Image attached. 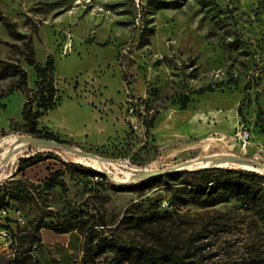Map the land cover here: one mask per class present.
I'll use <instances>...</instances> for the list:
<instances>
[{"label":"rangeland","instance_id":"obj_1","mask_svg":"<svg viewBox=\"0 0 264 264\" xmlns=\"http://www.w3.org/2000/svg\"><path fill=\"white\" fill-rule=\"evenodd\" d=\"M1 16L32 36L38 62L50 54L55 59L58 102L41 126L100 157L22 138V108L35 88V69L12 53L0 18V57L19 59L29 74L28 88L11 93L16 78L0 79V186L22 178L16 174L21 157L56 155L25 171L42 197L34 191L20 202L24 222L18 227L30 230L44 207L60 213L80 208L88 221L68 234L38 230L41 241L30 238L28 257L19 264H131L106 246L111 237L157 250L171 245L203 264H264V218L257 205L232 197L209 206L206 196L173 180L135 186L150 179L151 170L168 168L264 175V167L215 162L237 156L264 164L257 119L264 110V0H0ZM218 83L225 86L191 94ZM187 95L188 107L181 109L178 100ZM242 128L250 133L247 141L237 136ZM59 159L105 178L99 183L77 168L42 181L62 166ZM189 160L194 163L186 166ZM89 229L95 233L86 241ZM13 247L0 238L1 264Z\"/></svg>","mask_w":264,"mask_h":264},{"label":"trees","instance_id":"obj_2","mask_svg":"<svg viewBox=\"0 0 264 264\" xmlns=\"http://www.w3.org/2000/svg\"><path fill=\"white\" fill-rule=\"evenodd\" d=\"M0 18L3 19L7 32L13 40L12 42H6V44L11 47L12 53H18V55L22 56L25 61L35 69V88L32 89L30 96L27 98L22 108L24 135L72 145V141L63 139L60 135L41 126V118L50 110L54 109L58 102L54 57L50 54L44 63L38 62L35 57L32 36L21 32L16 22L2 16ZM146 36L147 34L143 32L142 38ZM229 46L235 48L236 42L231 41ZM9 77L16 78L17 82L15 86L10 88L9 93L15 90H26L28 88L29 74L20 64V60L11 57H0V79ZM124 78L126 80L125 74ZM235 84L237 85L238 82H235L234 85ZM224 86L223 83L209 85L196 89L192 91L191 94L214 91ZM245 89L248 91L250 88L246 86ZM178 101L180 102L181 109H186L190 97L187 95L183 100ZM241 110L242 108L240 107V115ZM263 112L264 110L260 107L257 119L261 122L260 128L262 132H264ZM159 114L160 111H156L147 122L146 133H149L150 129L153 128L154 122ZM52 157L59 158L53 154L36 153L29 157H21L19 159L16 174H21L22 178L7 181L0 186V210L6 209V206L10 203H13L19 208L20 202L27 200L34 191L39 192V196L42 197L39 191L40 187L28 183L25 171ZM61 162L62 166L51 171L42 181H56L64 175L66 171L77 168L95 177L99 183L105 178L99 171L86 169L82 165H77L73 162ZM164 180L178 181L184 190L193 193L197 197L201 198L202 196H206L205 204L209 206L228 202L232 197L246 204H255L261 210L262 217L264 218V175L258 172L232 168H209L195 171L185 170L147 179L135 186L149 189L160 184ZM46 210V207H44L43 211L29 222V226H31L30 230L27 231L26 229L17 227V232L15 233L16 246L14 247V256L7 259L4 264H19L24 262L28 257L27 252L30 250V238L41 241V238L36 235L38 230L49 228L57 234H68L72 231L79 230V225L81 226L83 223L85 224L88 222L86 220L83 221V217L87 214V211L80 208L69 210L66 213ZM47 217L51 218V220L45 221ZM10 220L11 219L8 218L6 224H0V227L10 228L7 223ZM98 222L101 223L100 225L104 226L102 218ZM80 230L83 231L82 228ZM94 233L95 231L89 229L86 234V241H89ZM105 243L109 250L116 256H120L124 261H130L131 264H203L200 260L190 259L187 253L180 254L176 252L171 245H165L163 249L157 250L147 244L126 243L118 237L107 238L105 239ZM89 253V248H87L86 256H88ZM85 263L89 264L87 260Z\"/></svg>","mask_w":264,"mask_h":264},{"label":"water","instance_id":"obj_3","mask_svg":"<svg viewBox=\"0 0 264 264\" xmlns=\"http://www.w3.org/2000/svg\"><path fill=\"white\" fill-rule=\"evenodd\" d=\"M23 139H33L35 140L36 142H32V143H28V144H40V145H47V146H50L52 148H59L61 150H66V151H70L71 153H74L76 155H79V156H82V157H91V158H100L99 156H97L96 154H93V153H88L80 148H77L73 145H70V144H64V143H58L54 140H49V139H45V138H36V137H32V136H23L22 137ZM226 159H223V160H226V161H229V162H239V163H242V164H245V165H252L253 167H260V168H263L264 167V164L262 163H257L256 161H253L252 164L251 163H248L246 161V159H240L238 158L237 156H234V157H224ZM186 163V166L188 165H192L194 162H192L191 160L189 161H186L184 162ZM185 167H183L184 169ZM181 170V168H177V169H173V168H168L166 170H156V171H153L151 170V174L152 176L151 177H147V178H155V177H158V176H161V175H164V174H171V173H175L176 171H179ZM189 171H195V170H200V169H187ZM103 172V171H102ZM143 179V178H142ZM145 179V178H144ZM135 180V179H134Z\"/></svg>","mask_w":264,"mask_h":264},{"label":"built area","instance_id":"obj_4","mask_svg":"<svg viewBox=\"0 0 264 264\" xmlns=\"http://www.w3.org/2000/svg\"><path fill=\"white\" fill-rule=\"evenodd\" d=\"M237 136L242 140L247 141L250 138V133L242 128L237 132ZM8 218L11 219L9 222H7L10 228L3 227L0 230V238H2L5 241L8 240L11 246L15 247L16 244L15 233L17 232V227L21 225L22 222H24L21 209L16 207V205H14L13 203H10L8 206H6V209H1L0 222L6 224V220ZM14 253H15V248H14ZM14 253L12 256H14Z\"/></svg>","mask_w":264,"mask_h":264},{"label":"bare ground","instance_id":"obj_5","mask_svg":"<svg viewBox=\"0 0 264 264\" xmlns=\"http://www.w3.org/2000/svg\"><path fill=\"white\" fill-rule=\"evenodd\" d=\"M223 159H226V158H217V159H215V162L220 164V165H224V164H227V162H229V161H226Z\"/></svg>","mask_w":264,"mask_h":264}]
</instances>
